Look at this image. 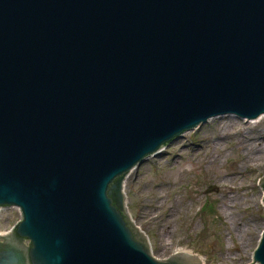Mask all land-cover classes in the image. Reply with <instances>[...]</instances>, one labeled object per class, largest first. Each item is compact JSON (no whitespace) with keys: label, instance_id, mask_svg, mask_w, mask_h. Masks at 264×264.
I'll use <instances>...</instances> for the list:
<instances>
[{"label":"water","instance_id":"water-1","mask_svg":"<svg viewBox=\"0 0 264 264\" xmlns=\"http://www.w3.org/2000/svg\"><path fill=\"white\" fill-rule=\"evenodd\" d=\"M227 113L264 114V0H0V264H203L154 257L123 180Z\"/></svg>","mask_w":264,"mask_h":264},{"label":"rangeland","instance_id":"rangeland-1","mask_svg":"<svg viewBox=\"0 0 264 264\" xmlns=\"http://www.w3.org/2000/svg\"><path fill=\"white\" fill-rule=\"evenodd\" d=\"M221 116H230L237 124L225 130L207 121L184 132L160 155L132 168L124 182L127 209L147 235L156 258L188 250L204 264H248L252 260L264 230V192L257 184L264 176V118L261 127H256L235 114ZM242 126L248 141L243 139L240 146V134L235 132ZM200 143L202 148L196 146ZM246 146H260L254 159L246 158ZM215 154L216 160H210ZM230 173L235 177H226ZM145 208L152 212L150 216L143 215ZM169 217V225L162 228L161 218ZM19 219L18 207L0 208V229L11 228Z\"/></svg>","mask_w":264,"mask_h":264},{"label":"bare ground","instance_id":"bare-ground-1","mask_svg":"<svg viewBox=\"0 0 264 264\" xmlns=\"http://www.w3.org/2000/svg\"><path fill=\"white\" fill-rule=\"evenodd\" d=\"M223 115V114H222ZM217 116H220V117H217ZM263 118H264V114H261L260 116H258V117H256V118H254V119H249L250 121H251V123H254V124H256L255 126L256 127H258V126H260V123H261V121L263 120ZM208 122H210V123H212L213 125H215V126H217L216 128H219L220 127V129H233V127L237 124V121L235 120V119H232L230 116H221V115H216V116H213V117H211V118H209L208 120H207ZM206 121V122H207ZM244 126V125H243ZM243 126L241 127V128H239L238 130H236V135L237 134H240V135H238V140L240 141V146H242V145H244V141H243V139H244V135H243V131H244V129L245 128H243ZM255 127V128H256ZM261 127V126H260ZM252 128V127H251ZM260 130V129H259ZM219 131V130H218ZM222 131V130H221ZM262 131V130H261ZM241 132V133H240ZM227 133V132H226ZM244 134H245V131H244ZM221 136V135H220ZM239 136H240V138H239ZM224 137V136H223ZM222 137V138H223ZM262 137V136H261ZM218 138V137H217ZM246 139H244V140H247L248 138H247V136L245 137ZM254 138V137H253ZM262 140V139H261ZM216 141V140H215ZM218 141V140H217ZM248 141V140H247ZM246 141V142H247ZM212 142H214V141H212ZM205 144H206V142H205ZM242 144V145H241ZM260 144V143H259ZM264 144V143H263ZM202 143H200V144H197L196 146H198L199 148H202ZM216 146V145H215ZM264 146V145H263ZM242 148V147H241ZM260 149V146H258V147H256V148H252L251 146H246L245 148H243V151H245V152H247V155L248 156H246V158L247 159H249L250 158V160L251 159H254V156H256V151H257V153H258V150ZM262 149V148H261ZM160 155V154H159ZM218 156V155H217ZM219 157V156H218ZM246 159V160H247ZM210 160H212V161H215L216 160V154L214 155V156H211V158H210ZM243 165V164H242ZM241 165V166H242ZM130 173V171L127 173V175L124 177V180H123V189H124V182H125V180H126V178H127V176H128V174ZM229 177V176H233V177H235L234 176V174H227L226 175V177ZM227 182V181H226ZM230 183V182H229ZM221 184V183H220ZM161 186V185H160ZM122 189V190H123ZM221 189V188H220ZM226 189V188H225ZM230 189V188H229ZM230 190H232V189H230ZM223 191V190H222ZM233 191V190H232ZM225 192V191H224ZM123 193H124V190H123ZM229 194H230V192H229ZM124 195H125V203H126V194L124 193ZM230 196V195H229ZM229 196L227 197V198H225V201H226V203L225 204H227L228 203V201H229ZM223 205V204H222ZM211 206V205H210ZM210 206H208V209L210 208ZM142 208H143V206H142ZM153 208V207H152ZM212 208V207H211ZM157 210V209H156ZM211 210V209H210ZM212 210H213V208H212ZM215 211V210H214ZM213 212V211H212ZM141 213V212H140ZM149 215L150 216V214H152V212H150V214H149V212H146V208H145V211H143V215ZM169 216H170V214H168ZM169 219H170V217L169 218H161V221H160V226L162 227V228H166L168 225H169ZM234 221V220H233ZM262 222V220L261 221H259V222H255L254 221V223H252V224H260ZM159 226V225H158ZM234 227H235V225H234ZM246 229V228H245ZM167 230V229H166ZM142 231V230H141ZM162 235V234H161ZM167 235V234H166ZM165 238V237H164ZM181 251H183V250H181ZM203 262V261H202ZM204 264V263H203Z\"/></svg>","mask_w":264,"mask_h":264}]
</instances>
